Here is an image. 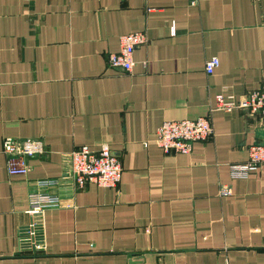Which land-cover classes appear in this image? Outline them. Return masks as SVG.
Returning <instances> with one entry per match:
<instances>
[{"label": "crops", "instance_id": "1", "mask_svg": "<svg viewBox=\"0 0 264 264\" xmlns=\"http://www.w3.org/2000/svg\"><path fill=\"white\" fill-rule=\"evenodd\" d=\"M135 33L133 72L111 69ZM262 88L264 0H0V264H264V167L230 172L264 118L216 110ZM199 118L214 134L191 154L158 147L163 124ZM7 139L44 143L26 176L9 174ZM85 146L110 148L120 185H87L45 212L41 250L22 246L32 188Z\"/></svg>", "mask_w": 264, "mask_h": 264}, {"label": "built area", "instance_id": "2", "mask_svg": "<svg viewBox=\"0 0 264 264\" xmlns=\"http://www.w3.org/2000/svg\"><path fill=\"white\" fill-rule=\"evenodd\" d=\"M148 44L144 33H135L120 38V51L110 54L108 65L111 69L131 74L135 67L134 55L138 48ZM220 67V61L213 58L206 64V73L212 76ZM216 110L231 113L234 110H244L252 115L264 118V88L250 92L238 101L220 95L216 98ZM214 134L210 120L167 122L163 124L156 136L158 147L166 153L191 154L196 144L206 142ZM3 153L8 159L11 176H26L29 172L26 160L45 154V145L40 140L15 141L7 139L4 142ZM68 168L62 177L39 182L32 188L29 215L31 223L22 234V246L41 250L39 233L42 227V217L46 211L69 207L75 194L95 185L102 189L117 188L122 180L123 167L121 162L113 157L108 147L92 149L88 146L72 152L68 157ZM264 167V144H257L249 150V160L245 164L232 165L231 176L234 180H246ZM224 190L222 195H228Z\"/></svg>", "mask_w": 264, "mask_h": 264}]
</instances>
